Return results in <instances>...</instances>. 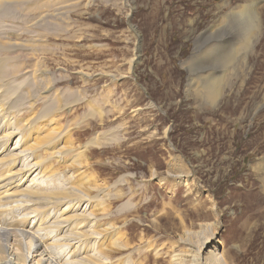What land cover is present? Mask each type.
Segmentation results:
<instances>
[{
    "label": "rangeland",
    "instance_id": "1",
    "mask_svg": "<svg viewBox=\"0 0 264 264\" xmlns=\"http://www.w3.org/2000/svg\"><path fill=\"white\" fill-rule=\"evenodd\" d=\"M11 2L0 168L78 196L3 201L0 227L62 264H264V0Z\"/></svg>",
    "mask_w": 264,
    "mask_h": 264
},
{
    "label": "bare ground",
    "instance_id": "2",
    "mask_svg": "<svg viewBox=\"0 0 264 264\" xmlns=\"http://www.w3.org/2000/svg\"><path fill=\"white\" fill-rule=\"evenodd\" d=\"M6 3L12 1L13 3H15L14 1H19V0H4ZM21 1V0H20ZM5 2H0V9H2L5 5ZM11 2V3H12ZM26 2V0H25ZM23 2V3H25ZM46 2V1H45ZM17 3V2H16ZM22 3V2H19ZM4 15V14H3ZM241 16V15H240ZM248 18V17H247ZM241 21V20H240ZM239 21V22H240ZM249 19L247 20V22L244 24V26L247 25L246 30H249V28H251L250 26H248L249 24H251L252 21H250V23H248ZM243 22V21H241ZM253 24V23H252ZM243 29V28H242ZM251 34V31H250ZM249 35V34H248ZM245 36V35H244ZM245 38V37H244ZM247 38V36H246ZM245 38V40H246ZM249 39V38H248ZM4 42V41H3ZM10 42V40H6V43ZM12 42V41H11ZM2 44V42H1ZM9 44V43H8ZM7 44V45H8ZM11 44V43H10ZM5 45V44H4ZM207 45V44H206ZM6 46V45H5ZM12 46V45H11ZM7 47V46H6ZM21 47V46H20ZM229 58V57H228ZM1 61V60H0ZM218 58L214 59V61L208 63V66H206L205 71H209L212 72V74L218 73L216 71H218L220 69V67H218L217 65L214 64V62H218ZM1 65V64H0ZM3 65V64H2ZM221 65V64H220ZM2 69V68H1ZM6 71V70H4ZM2 70V73L4 72ZM214 71V72H213ZM220 71V70H219ZM0 74V81H1V77L3 76V74ZM211 74V75H212ZM222 75V74H221ZM221 75L216 78L215 80L210 78L207 81H209L208 85H207V94L210 96H215L218 92V89L220 88V79H221ZM213 76V75H212ZM4 77V76H3ZM5 78V77H4ZM214 78V77H213ZM222 81V80H221ZM7 82V81H6ZM1 85V83H0ZM4 87V85H3ZM12 87V86H11ZM8 88V87H7ZM10 88V87H9ZM8 88V89H9ZM2 91V90H1ZM0 91V92H1ZM15 91V90H14ZM2 93V92H1ZM8 93L5 92L3 93V95H1L0 97V102L5 105L8 104L10 98L8 95ZM6 95V96H5ZM10 98V99H9ZM17 99V98H16ZM19 101V99L13 101L12 103H9V105L12 107L13 105H15L17 102ZM47 105V104H46ZM7 108V105L5 106ZM48 108H51L50 106ZM47 108V109H48ZM8 110V109H6ZM10 110V109H9ZM8 110V111H9ZM99 134V133H98ZM93 138H91L88 142H86L85 146H89V145H94V144H99L101 143L103 140L106 139V137L101 136L100 134ZM12 135V134H11ZM10 136V135H9ZM8 137V136H7ZM1 142V141H0ZM6 142V141H5ZM4 143V142H3ZM2 143V144H3ZM1 144V145H2ZM8 144V143H7ZM4 145V144H3ZM28 145V143H27ZM33 145V144H32ZM31 145V146H32ZM4 149L10 150L7 147L4 146ZM13 151V150H12ZM12 153V152H11ZM5 153L3 154V156L0 158V164L3 163V161H5L7 158L4 156ZM9 156V155H7ZM11 156V155H10ZM9 156V157H10ZM16 157L20 156V154L16 153V155H14ZM15 157V158H16ZM6 158V159H5ZM13 157L11 156L12 159ZM14 158V159H15ZM8 159V160H9ZM15 161V160H14ZM3 165V164H2ZM1 166V165H0ZM7 168V167H6ZM15 170V169H14ZM20 170H23V172L26 173H30V170L33 171V168L31 167V169H28L24 167H21ZM16 172V171H15ZM14 171L8 169H6V171H2V169L0 168V188L4 187V190L0 191V203L5 201V203L9 200H13L16 199V197H18L19 195L22 194H32L31 197L37 196L36 198H38V196H49V198L51 199V201H53L52 199H57L58 197H63V199H67V198H71L73 196H75L77 198V193H75L74 191H70V190H56V191H51V192H46V191H42L38 192V191H34L32 189H28L26 187H24L23 189L20 187V183L16 184V179H14ZM22 174V173H21ZM25 175H23L24 177ZM22 180V179H21ZM20 180V181H21ZM28 186V185H27ZM74 192V193H73ZM34 195V196H33ZM35 198V197H34ZM40 199V198H38ZM37 199V200H38ZM72 199V198H71ZM70 199V200H71ZM41 200V199H40ZM45 200V199H44ZM48 200V198L46 199ZM61 200V198L59 199ZM61 200V202H62ZM10 201V202H11ZM50 201V200H49ZM39 202V201H38ZM41 202V201H40ZM46 202V201H45ZM54 202V201H53ZM59 203H57L56 205L58 206ZM1 205V204H0ZM47 206V205H46ZM57 206L55 208H57ZM41 209V207H39ZM61 208V207H60ZM44 209V208H43ZM42 209V210H43ZM46 209V208H45ZM59 209V208H58ZM36 210V209H34ZM33 210V211H34ZM39 213V212H38ZM41 214V213H40ZM72 214V213H71ZM74 215L65 217V222H69L70 219L74 218ZM64 216H66V214H64ZM77 216V215H75ZM73 217V218H72ZM67 218V219H66ZM88 218V217H87ZM63 221V220H62ZM72 221V220H70ZM16 222V221H15ZM1 223V222H0ZM10 224V223H9ZM12 224V222H11ZM15 225V224H14ZM23 227V226H22ZM17 228V226L15 227V229ZM13 229L12 227H9L7 225L3 227V225L0 227V264H62L63 262H61V259H59V257L57 255H55L53 252H50L47 250V239L43 238L38 239V234H37V240L36 238V234H34L32 231L23 228V231H19V230H11ZM20 229V228H19ZM31 229V228H29ZM78 235L80 232H77ZM75 234V232H74ZM84 234H86L84 232ZM83 234V235H84ZM77 235V234H76ZM77 235V237H78ZM39 240V244L37 245L36 242H38ZM88 241V240H87ZM211 242L208 241L207 244H210ZM208 246V245H207ZM216 249V248H215ZM218 249V248H217ZM57 256V257H56ZM88 258V257H87ZM91 259V258H90ZM206 263L207 264H227L226 261V256L224 252L218 251V250H210L207 254H206ZM88 260V259H87ZM92 260V259H91ZM65 264V263H64Z\"/></svg>",
    "mask_w": 264,
    "mask_h": 264
}]
</instances>
